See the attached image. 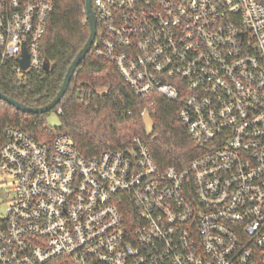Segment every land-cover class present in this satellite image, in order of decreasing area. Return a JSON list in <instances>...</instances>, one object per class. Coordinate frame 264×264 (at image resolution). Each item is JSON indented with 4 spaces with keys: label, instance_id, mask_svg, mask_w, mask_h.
Instances as JSON below:
<instances>
[{
    "label": "built area",
    "instance_id": "1",
    "mask_svg": "<svg viewBox=\"0 0 264 264\" xmlns=\"http://www.w3.org/2000/svg\"><path fill=\"white\" fill-rule=\"evenodd\" d=\"M55 0H0V65L41 68ZM90 51L178 104L200 147L160 166L138 136L85 156L6 125L0 264H264V0H91ZM61 110L58 109L57 113ZM144 113V112H143Z\"/></svg>",
    "mask_w": 264,
    "mask_h": 264
},
{
    "label": "trees",
    "instance_id": "2",
    "mask_svg": "<svg viewBox=\"0 0 264 264\" xmlns=\"http://www.w3.org/2000/svg\"><path fill=\"white\" fill-rule=\"evenodd\" d=\"M84 4L85 0H55L41 39V52L50 62L49 69L17 72L15 60L7 59L0 65L1 92L29 106H42L53 98L88 36ZM97 87L105 90L98 93ZM177 108L175 101L157 94L135 95L111 62L89 51L51 109L59 117L58 126L48 124L47 112H21L0 99V145L6 125L24 129L40 141L67 133L85 156L117 148L138 136L160 166H185L200 147L188 136L177 117ZM145 114L151 121L149 131L143 121Z\"/></svg>",
    "mask_w": 264,
    "mask_h": 264
},
{
    "label": "water",
    "instance_id": "3",
    "mask_svg": "<svg viewBox=\"0 0 264 264\" xmlns=\"http://www.w3.org/2000/svg\"><path fill=\"white\" fill-rule=\"evenodd\" d=\"M84 10H85V20L89 29L88 36L86 38V41L82 45V47L78 50L72 61L70 62L69 66L67 67V70L63 76L62 82L56 92V94L53 96V98L47 102L45 105L42 106H29L26 104H23L19 102L18 100L4 94L0 91V99L8 102L12 106H14L17 110L25 113H45L50 111L62 98L64 95L69 82L73 76V73L76 69V67L79 65L81 60L85 57V55L90 51L92 42L95 37L96 32V17L91 7V0H85L84 4ZM18 65L21 70H27L29 64L27 59L26 50L23 47L21 56L17 58ZM50 67V62L47 57L44 56L43 62H42V69L48 70Z\"/></svg>",
    "mask_w": 264,
    "mask_h": 264
},
{
    "label": "rangeland",
    "instance_id": "4",
    "mask_svg": "<svg viewBox=\"0 0 264 264\" xmlns=\"http://www.w3.org/2000/svg\"><path fill=\"white\" fill-rule=\"evenodd\" d=\"M104 87H97L98 93L103 92ZM46 121L51 126L59 125V117L54 110H50L46 114ZM143 121L145 123L146 130L151 129V121L147 114L144 115ZM13 180L12 178L0 169V218L4 215L5 208L13 198Z\"/></svg>",
    "mask_w": 264,
    "mask_h": 264
}]
</instances>
